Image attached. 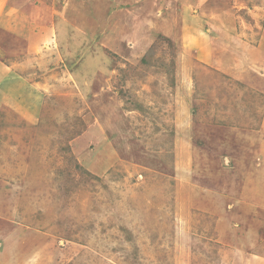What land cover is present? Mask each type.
<instances>
[{"label": "rangeland", "instance_id": "obj_1", "mask_svg": "<svg viewBox=\"0 0 264 264\" xmlns=\"http://www.w3.org/2000/svg\"><path fill=\"white\" fill-rule=\"evenodd\" d=\"M37 15L1 61L0 264H264V0Z\"/></svg>", "mask_w": 264, "mask_h": 264}, {"label": "crops", "instance_id": "obj_2", "mask_svg": "<svg viewBox=\"0 0 264 264\" xmlns=\"http://www.w3.org/2000/svg\"><path fill=\"white\" fill-rule=\"evenodd\" d=\"M38 8L39 0H0V87L6 84L4 88L10 86L14 88V85H16L14 80H8L11 66L1 64L2 58L12 55L20 56L35 51L33 45L26 48L20 42L18 43L15 38V31L22 25L23 20L28 18L30 23L37 20ZM25 38L26 43L30 39L34 44L31 33L26 35ZM5 93L7 94L6 90ZM3 98L7 100L5 95H3ZM251 263L256 264L253 259Z\"/></svg>", "mask_w": 264, "mask_h": 264}]
</instances>
